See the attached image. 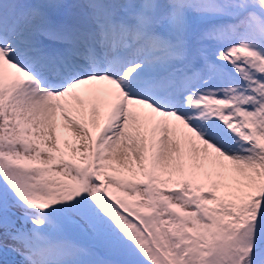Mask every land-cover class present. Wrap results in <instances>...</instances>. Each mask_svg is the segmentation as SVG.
Masks as SVG:
<instances>
[{
    "label": "snow or ice",
    "instance_id": "obj_1",
    "mask_svg": "<svg viewBox=\"0 0 264 264\" xmlns=\"http://www.w3.org/2000/svg\"><path fill=\"white\" fill-rule=\"evenodd\" d=\"M0 264H264V0H0Z\"/></svg>",
    "mask_w": 264,
    "mask_h": 264
}]
</instances>
